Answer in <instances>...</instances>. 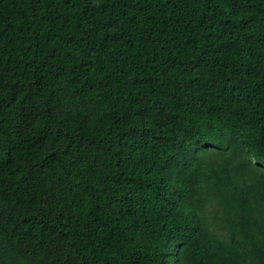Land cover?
<instances>
[{
    "label": "trees",
    "instance_id": "obj_1",
    "mask_svg": "<svg viewBox=\"0 0 264 264\" xmlns=\"http://www.w3.org/2000/svg\"><path fill=\"white\" fill-rule=\"evenodd\" d=\"M0 264H264V0H0Z\"/></svg>",
    "mask_w": 264,
    "mask_h": 264
}]
</instances>
